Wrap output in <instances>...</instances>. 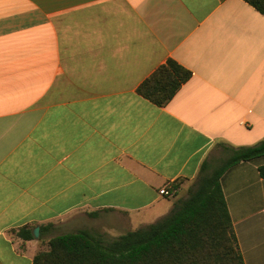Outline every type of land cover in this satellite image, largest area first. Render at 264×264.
Wrapping results in <instances>:
<instances>
[{"label":"crops","instance_id":"0c3cea01","mask_svg":"<svg viewBox=\"0 0 264 264\" xmlns=\"http://www.w3.org/2000/svg\"><path fill=\"white\" fill-rule=\"evenodd\" d=\"M169 59L192 76L158 107L137 90ZM263 139L264 16L243 0H0V264L154 224L214 148ZM262 165L220 179L244 264H264Z\"/></svg>","mask_w":264,"mask_h":264},{"label":"trees","instance_id":"16d2710c","mask_svg":"<svg viewBox=\"0 0 264 264\" xmlns=\"http://www.w3.org/2000/svg\"><path fill=\"white\" fill-rule=\"evenodd\" d=\"M264 16V0H243ZM192 73L169 59L138 88L140 96L158 107L167 105ZM220 166L200 177L189 196L172 211L145 228L107 240L86 230L52 238L48 250L38 252L32 264H244L220 185L232 166L264 157V139L248 147H228ZM264 178V165L258 167ZM32 239L30 229L19 232Z\"/></svg>","mask_w":264,"mask_h":264},{"label":"rangeland","instance_id":"374dc122","mask_svg":"<svg viewBox=\"0 0 264 264\" xmlns=\"http://www.w3.org/2000/svg\"><path fill=\"white\" fill-rule=\"evenodd\" d=\"M226 156H227V154L225 152H223V150H221L220 148H214V150L210 154V158H208L209 159V166L210 167L208 168V170H207L206 173H210L213 169H215L218 166H220L222 164V162L224 161V159H225ZM196 182H197V179L191 184L189 190H191L192 188H194ZM188 194H189V192H187L186 197L188 196ZM99 229L100 228H97L98 231H92V233L105 234V233L99 232ZM119 234H115V235H119ZM106 239L107 240H111V238H106ZM46 250H48V248H46L44 251H46Z\"/></svg>","mask_w":264,"mask_h":264},{"label":"built area","instance_id":"2783aa9c","mask_svg":"<svg viewBox=\"0 0 264 264\" xmlns=\"http://www.w3.org/2000/svg\"><path fill=\"white\" fill-rule=\"evenodd\" d=\"M175 188L173 186L167 185L159 191L162 196L172 197L175 194Z\"/></svg>","mask_w":264,"mask_h":264},{"label":"water","instance_id":"95a60500","mask_svg":"<svg viewBox=\"0 0 264 264\" xmlns=\"http://www.w3.org/2000/svg\"><path fill=\"white\" fill-rule=\"evenodd\" d=\"M32 235L34 238L38 236V228H34V230L32 231Z\"/></svg>","mask_w":264,"mask_h":264}]
</instances>
